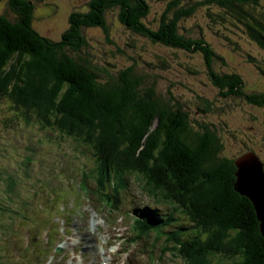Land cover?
<instances>
[{
    "label": "trees",
    "instance_id": "1",
    "mask_svg": "<svg viewBox=\"0 0 264 264\" xmlns=\"http://www.w3.org/2000/svg\"><path fill=\"white\" fill-rule=\"evenodd\" d=\"M7 2L15 18L0 13V98L6 96L25 122L31 116L90 150L93 193L83 170L80 186L97 210L118 215L121 195L134 176L152 201L167 206L164 213L133 207L139 215L130 224L136 243L155 231L152 243L162 240L164 249L182 253L191 264H203L206 251L231 259L230 264H264V234L251 201L234 187L236 158L222 155L216 131L207 124L194 126L171 92L172 103L162 100L155 80L133 64L100 79L86 58L68 53L87 48L84 28L108 32L106 12L116 9L118 21L132 33L199 54L222 98L239 97L264 108V91L247 92L238 73H219L213 63L223 58L202 36L181 31L184 20L203 10L218 26L240 27L264 50V11L259 8L264 0H166L156 29L145 21L151 12L147 0H88L85 11L70 12L56 41L33 28L32 1ZM159 62L166 67V59ZM200 103L203 109L212 107L207 99Z\"/></svg>",
    "mask_w": 264,
    "mask_h": 264
},
{
    "label": "rangeland",
    "instance_id": "2",
    "mask_svg": "<svg viewBox=\"0 0 264 264\" xmlns=\"http://www.w3.org/2000/svg\"><path fill=\"white\" fill-rule=\"evenodd\" d=\"M30 1L34 5L33 28L55 41L67 28L70 12L88 8V0ZM147 1L151 12L145 21L156 29L166 0ZM259 8L264 11V2ZM0 13L10 20L15 18L7 0L0 1ZM205 13L198 10L184 20L181 31L202 36L223 58L213 63L219 73L236 72L247 92H263L264 50L240 27L232 23L218 26ZM106 20L108 32L84 28L87 48L68 53L76 59L86 58L98 69L100 79L133 64L155 80L162 100L166 101L167 91L171 92L194 126L207 124L216 131L223 145L222 155L234 159L254 152L264 162V108L239 97L222 98L199 54L132 33L118 21L116 9L106 12ZM161 58L166 59V67L159 62ZM201 98L209 100L212 107L203 109ZM11 104L6 96L0 98V264H191L182 253L164 249L162 240L152 243L155 231L145 240L131 243L128 237L134 206L156 207L163 213L167 210L164 203L152 201L142 191L134 176L129 179L128 192L121 195L118 213L122 215L105 216L106 211H98L80 186L83 170L93 193L90 150L60 131L40 126L31 116L30 122H25ZM205 255L203 264L231 262L210 251Z\"/></svg>",
    "mask_w": 264,
    "mask_h": 264
},
{
    "label": "water",
    "instance_id": "3",
    "mask_svg": "<svg viewBox=\"0 0 264 264\" xmlns=\"http://www.w3.org/2000/svg\"><path fill=\"white\" fill-rule=\"evenodd\" d=\"M260 161L254 152L237 157L234 187L251 201L264 234V171Z\"/></svg>",
    "mask_w": 264,
    "mask_h": 264
},
{
    "label": "bare ground",
    "instance_id": "4",
    "mask_svg": "<svg viewBox=\"0 0 264 264\" xmlns=\"http://www.w3.org/2000/svg\"><path fill=\"white\" fill-rule=\"evenodd\" d=\"M261 163H262V166L264 165V163L262 162V161H260ZM135 218H139V215H138V213H135V216H134ZM143 240H145V239H143ZM118 241H121V243L123 242L122 240H118ZM118 241H116V242H118ZM58 248H60V247H58ZM114 249H115V247H114ZM132 250V249H131ZM112 251H114V250H112ZM111 251V252H112ZM129 255H127V253H126V256L125 257H128ZM105 257V256H104ZM103 264H106V262L104 261V263Z\"/></svg>",
    "mask_w": 264,
    "mask_h": 264
}]
</instances>
